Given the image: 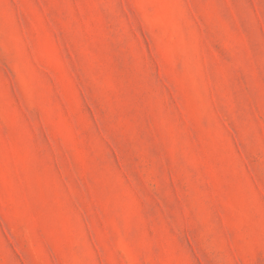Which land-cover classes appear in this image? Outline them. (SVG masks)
I'll return each instance as SVG.
<instances>
[{"label":"rangeland","instance_id":"374dc122","mask_svg":"<svg viewBox=\"0 0 264 264\" xmlns=\"http://www.w3.org/2000/svg\"><path fill=\"white\" fill-rule=\"evenodd\" d=\"M0 264H264V0H0Z\"/></svg>","mask_w":264,"mask_h":264}]
</instances>
